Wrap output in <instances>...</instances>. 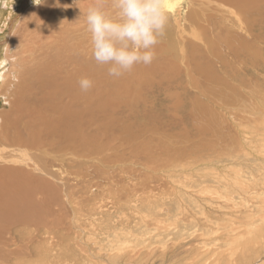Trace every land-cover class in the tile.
<instances>
[{
    "label": "rangeland",
    "instance_id": "374dc122",
    "mask_svg": "<svg viewBox=\"0 0 264 264\" xmlns=\"http://www.w3.org/2000/svg\"><path fill=\"white\" fill-rule=\"evenodd\" d=\"M42 1L45 0L33 4L34 0H0V61L6 62V73L11 67L7 59L9 40L18 29L25 31L27 25L17 29L21 18L27 10L38 8ZM83 1L74 0L78 6ZM233 2L179 0L174 10L169 11V18L177 11L185 14L194 10L199 23L210 22L209 27L213 28L210 38L216 41L221 52L226 51L228 45L229 51L231 48L238 51L247 44L264 50V0ZM243 20L249 22L244 27L250 31H242L247 34L239 33L243 30L240 29ZM249 34L251 37L247 40ZM173 60L186 69L179 80L188 84L187 62L170 55L169 64L155 59L150 65H137L119 78L110 76L106 66L104 90L95 86L84 92L93 105L89 107L85 124L72 115L73 111L84 110V107L75 101L74 105L69 104L63 94L66 84L42 93L41 81L34 77V95L27 101L23 114L16 118L18 131L24 139L35 142L34 145L27 147L29 154L23 155L6 144L5 134L0 142L11 151L10 155H14V165L35 166L38 157L48 160L50 171L58 174V187L47 188L48 192L33 188L29 195L35 197L32 196L31 202L39 212L31 226L10 232L14 238L19 237L17 232L25 235L15 238L18 244L0 248V264H17V261L26 264L38 259L35 256L32 260L24 259L25 262L17 254L14 255L15 258L19 256L17 261L14 256L10 258L8 250L21 245L27 246L26 251L36 249L45 256L50 249V236L59 239L60 250H73L71 255L67 251L64 254L70 255L69 258L75 254L72 258L76 257L75 264H132L143 258L144 261L149 259L150 262L145 261L149 264H182L184 256L171 259L174 246L202 234L205 237L202 235L198 239L197 246L204 247L205 253H210L209 249L214 252L213 255L211 252L213 259L211 257L205 264H238L247 256L246 264H264V65L263 72L257 73L258 66L264 62L257 64V59L252 58L250 72L244 74L236 67L230 68L229 76L221 72L214 91L211 86L184 85L193 97L190 103L189 96L181 91L177 82L178 88L172 87ZM219 67H222L220 63ZM6 99L7 103L0 92V132L12 139L17 131L4 125L10 116V98ZM197 99L204 105H211L215 116L205 120L198 118L199 122L194 119L196 115L200 117V113H194L193 118L188 119L186 106H194ZM205 109L208 111V106ZM13 121L14 118L8 125ZM64 123H70L76 135L71 144L78 153H71L72 157L63 151L72 135L66 137L61 133ZM77 156L83 164L76 165L70 174L62 164L76 163ZM65 178L71 179L69 185ZM1 236L2 239L6 237V232ZM228 236L233 239H226ZM239 240L253 242L245 254L240 253L243 244L240 241L241 246L238 245ZM61 251L59 254L64 257L59 256L63 261L59 264H73ZM229 254L232 260L225 261ZM79 259L81 262L77 261ZM143 260L138 264H144ZM196 262L193 264L200 263Z\"/></svg>",
    "mask_w": 264,
    "mask_h": 264
},
{
    "label": "bare ground",
    "instance_id": "6f19581e",
    "mask_svg": "<svg viewBox=\"0 0 264 264\" xmlns=\"http://www.w3.org/2000/svg\"><path fill=\"white\" fill-rule=\"evenodd\" d=\"M39 1L41 0H37V2ZM178 1L179 0H164L165 9L168 13V16H169V11L174 10ZM37 2L34 0L33 4H36ZM229 2H233V0L231 1L229 0ZM97 4H101L104 10L107 11L110 15L114 13L111 0H84L80 4L81 6H78L77 3L74 2V0H45L41 2L38 8L36 9L32 8L30 10H27L25 15H23V18H21L19 27H17V29L20 28L22 25H27V26H26L25 31H22V32H20L19 29L18 30L16 29L17 31L15 30L16 32H14L13 38L9 40L11 50L9 46L10 52H9V56H7V59H9L11 67L8 73H6V64H5L6 62L4 61V59L0 61V84L2 83L0 85V89L2 90L0 91L1 96L3 97V100L5 103H7L6 100L9 101L8 99H6V97L8 96V98H10V105H9L10 110L8 112V115H10L9 121L8 119H7L8 122L5 120L4 125L8 127H13L17 131L16 136L14 138L12 136V139L10 138L11 136L4 133L3 131L0 132V137L3 134H5L4 136H5L6 144H9L10 146L15 147L18 150L16 152L22 153L23 155L26 153L29 154V152L27 151V147L32 146L35 143L31 141L30 139H26V138L24 139V135L20 133L16 127L17 126L16 118L20 117L23 114L25 107L27 105L26 104L27 101H29L30 98L33 97L34 95L33 93L34 77H37L40 79L41 81L40 86H41L42 93H44L45 91L46 92L55 91V89H57L58 87H62L64 84H66L63 94L67 98V100H69V104L74 105V101H75L84 107V110H78L79 112L76 110L72 112L73 116H76V117L78 116V118H81V122L83 124H85L88 119L89 107L93 105L90 103L89 97L86 96L85 93L78 87L79 81L82 78H89L93 81V87L98 86L101 91H103L104 86L107 85V79L105 77V70H106V66L107 67L109 66L97 64L94 58L92 57L90 34L87 31V25H86V13H87L88 8L95 6ZM232 4L231 6H233ZM182 12L177 11L175 12L176 14L173 12L172 14H175V16H172L171 18H169L167 28H166V33L164 37L161 39L160 43L155 47V59L162 60L164 63L169 64V55H170L177 59L187 62L186 65H188V72L190 74L189 83L184 84L182 80H179V78L181 77V75L186 73V69L183 68L179 64V62H176L174 60L172 61V64L175 69V78H174V83L172 84V87L173 89L181 87V91L182 90L185 91V93H187V95L189 96L190 103L193 102V97L191 93L189 95L184 85H188V86L190 85L192 88L199 86V85L200 86L202 85V87L211 86L212 91H214L217 88V81H218L217 76H219L221 72L227 75L230 68L236 67L240 72L244 74V73L250 72L249 64L252 63L253 61L252 58L257 59L258 61L257 64L264 62V50L259 46L251 47L250 46L251 44L249 45L247 44V46L240 48V50L238 51L235 48H231V51H229L228 48L230 47V45L226 47V51L225 50L223 52L219 51V49L217 48L218 45L217 43H215L216 41L210 38L211 35L213 37V28L209 27L210 22L206 21L204 24L199 23V16L196 19V12L194 10H190L188 11V13H185V14ZM257 13L260 15L259 11H257ZM248 23H249L248 21H244V20L242 21V23L240 24L242 28L240 29H243V30H241V32L239 33H242V31L244 30H246V32L250 31L248 28L245 29L244 27V25ZM239 27L237 29H239ZM251 35L250 36L246 35L247 40L249 39V37H251ZM214 38H215V35H214ZM7 41L8 39L7 40L5 39V42ZM243 44H244V41H243ZM240 51H243L244 53ZM219 63L222 65V67H219ZM263 65L264 63L258 66L257 73L260 72L259 74H261V72H263L262 71ZM83 68H84V71L81 70ZM21 70L24 72H21ZM83 75H86V76L83 77ZM230 78H232L231 75H230ZM3 81L5 83H3ZM175 82H177L178 87L175 85L176 84ZM230 85L233 86V84H230ZM196 90H198V88ZM52 94H56V93L52 92ZM170 97L172 98V96ZM213 101H214V104L217 103L216 96H214ZM206 106H208V111L205 109ZM186 109H187L186 112H187L188 119L189 118L192 119L194 116V113L195 114L200 113V117L199 115H196V118L194 119L195 121H199V122L200 120L198 118H201L203 120L209 119V118L211 119L212 116L214 115L212 106L204 105L199 100L195 101L194 106L193 105L192 106L189 105L188 107L186 106ZM63 111H67V110L64 109ZM13 118H14V121L10 125H8V123ZM73 129L74 127L70 123H64L60 127V131L64 136L69 137L72 134L71 138L67 140L68 146L63 147V151L64 150L67 151V153L65 154L69 155L70 157H72L71 153H78L76 152L75 146L71 144V142L74 139H76V135L72 132ZM10 152L11 151L7 149L5 144L0 142V248L7 247L11 244L12 245L18 244L16 243L17 242L16 239L17 238L19 239L21 235L23 236L25 234L24 233L22 234V232L18 233L17 231H21L20 230L21 227L28 228L34 223L33 222L35 221L34 218L35 216H37L39 209H36L37 207L35 208V206L33 205V202H31L33 201L32 200L33 195L31 196L29 194L31 192L33 193V188H37L36 190L45 191L47 188H50L53 190L56 187H58V184H56V178L58 174L50 171L51 164L49 166L50 167L49 169L48 160L45 161L43 158L38 157L36 159L37 163L35 164V166L28 165L26 167H23L22 165L24 164L22 163H20V165L22 164L21 166L14 165L15 164V162H13L14 155H10ZM23 155L21 157H23ZM75 158L79 159L78 161H76V163L71 161V162H67V164H64L63 163L64 161L63 160H62L63 162L61 161L63 163L62 168L63 169L66 168L67 169L66 171L69 172L70 174H73V171H75L76 165L83 164V161L80 159V156H77ZM56 161L58 160L56 159ZM25 164L27 163L25 162ZM35 171H38L39 173H36ZM65 179L68 181L67 184L69 185V182H71L70 181L71 179L70 178L68 179L65 178ZM61 181L63 180H60V182ZM48 191L50 190L47 189V192ZM33 198L35 197L33 196ZM34 204L36 203L34 202ZM170 212L171 211L169 210V213ZM186 224H189V223H186ZM16 228L17 229L20 228V229L17 230ZM13 229L17 230L16 232L17 234H19L18 235L19 237L17 238L15 237L16 239L12 236V233H10ZM4 232H6L7 236L2 239L1 235ZM175 233H177V231ZM28 234L29 233L26 234V237ZM181 234L183 233L181 232ZM260 234L262 233L260 232ZM173 235L175 234L173 233ZM202 235L205 237V234H202ZM232 235H234V233ZM180 236H179V239H180ZM201 236L200 237L195 236L193 240L189 239L190 242L187 240H182V238H181L182 241H179L180 242L179 244H177L178 243L177 241L176 243L177 246H174L173 248L175 250L174 251L172 250L174 255L171 259H175L177 256H184L183 259L185 261L183 262V260L182 259L181 260L185 264H191V263L193 264V262L194 261L196 262V260L200 261L199 264H205L209 259H211L214 252H212V249L210 250L208 248L209 250L208 249L207 250L211 251L212 255H211V252L208 253L206 251L205 253L206 249L204 250V247L197 246L199 243L198 239L201 238ZM50 237H49L50 238L49 239L50 249L47 251V254L45 256H41L40 253L36 251V249L30 248L28 251H26L27 246L25 245H21V246L18 245L19 247H15V249L17 248L16 250L15 249L8 250L9 252H11V254L8 252L7 254L11 255L10 258L16 254L20 255L19 259H22V260L24 259L32 260L31 258L35 259V256H38L36 257L38 258L36 261H32L26 264H45V263L59 264L60 262H63L59 258V256H62L59 254V252L61 250L63 251L64 248L60 250L61 245H60V241L58 238L54 236L53 237L50 236ZM204 237L203 239L206 240ZM227 238H230V237L228 236L226 237V239ZM259 238H261V236ZM231 239L233 238H230V240ZM235 239H239V238L235 237ZM240 241L243 244V248L240 253L245 254V252L249 250L248 247L253 242L239 240L238 245L240 246H241ZM19 242H22V241H19ZM23 244H25V242ZM67 245L68 244H66V246ZM33 247L34 246H32V248ZM68 249L69 248H67V250ZM67 250L65 248L63 252L61 251L63 255L66 256L69 254V252L71 255V252L73 250L71 251H67ZM81 250L83 252V249ZM66 251L68 254L67 253L64 254V252ZM74 253H72V255ZM70 255H68V258ZM73 256L69 259L72 261L73 264H75L74 262L76 261L75 260L76 257H74L75 259L73 260L75 261L73 262L72 260ZM143 256H144V253H143ZM143 256L141 255L140 257L143 258ZM124 257L125 256H123V258ZM149 257L152 258L153 256H149ZM217 257H219V254ZM17 258H15V256L13 257V259L16 261L18 260ZM82 258H83V255H82ZM133 258L134 257H130L129 259L133 260ZM230 258H232V254H229L228 257L225 259V261L232 260ZM245 258H247L245 261L240 260L242 262H238V264L248 263L249 256ZM143 259H141V261ZM218 259L219 258H217V260ZM241 259H243L242 256H241ZM70 260L68 262H70ZM146 260L149 261V259L147 258ZM220 260L222 261L221 258ZM24 261L26 262V260ZM77 261L81 262L80 259ZM141 261H139L138 263H140ZM17 262H18L17 264H19V261ZM20 262L22 263L23 261H20ZM134 262L135 263L132 262V264L137 263V261H134ZM126 263L128 264L129 262H126ZM14 264H16V262H14ZM144 264H149V263L145 262ZM207 264H216V263L209 262Z\"/></svg>",
    "mask_w": 264,
    "mask_h": 264
},
{
    "label": "clouds",
    "instance_id": "9594fccd",
    "mask_svg": "<svg viewBox=\"0 0 264 264\" xmlns=\"http://www.w3.org/2000/svg\"><path fill=\"white\" fill-rule=\"evenodd\" d=\"M111 4L112 15L101 4L89 7L86 25L92 57L97 64L109 66L110 76L119 78L137 65L154 61L169 16L164 0H111ZM79 86L87 92L93 81L82 78Z\"/></svg>",
    "mask_w": 264,
    "mask_h": 264
}]
</instances>
